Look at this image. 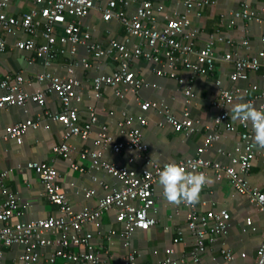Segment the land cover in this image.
<instances>
[{
  "label": "built area",
  "instance_id": "obj_1",
  "mask_svg": "<svg viewBox=\"0 0 264 264\" xmlns=\"http://www.w3.org/2000/svg\"><path fill=\"white\" fill-rule=\"evenodd\" d=\"M38 8L31 9L20 16L10 13L13 0H0V28L6 34L14 35L23 33L28 39H21L15 43V48L33 52L35 59L42 61L47 70L38 71L35 80L40 88L30 93L24 86L29 83L26 77L18 74L15 77L7 76L0 81V111L9 107H25L33 103L43 105L49 94L57 93L61 98L62 110L60 112H46L45 118L53 119L64 127L63 143L55 147L56 155L65 160H70L78 150L70 144L73 137L84 141L92 139L91 148L83 150L81 156L89 158L92 163L104 157L107 149L114 153L126 152L128 165H119L103 162L102 170L117 178L120 189H111L102 196L98 203L91 208L78 210L74 207L62 191L61 177L57 168L42 162H30L27 169L34 171L43 184V195L52 204L59 207V215L46 219H37L23 223L13 224L16 216H22L20 200L16 194L10 193L8 200L0 205V264H3L5 251L3 247L20 246L23 252L12 264H55L57 258L67 259L68 264H100L102 256L95 251L92 244V235H83L87 225H100L104 213L116 209L118 220L124 225L120 237L125 240L127 248L132 233L139 230H150L158 224L156 218V185L159 172L164 165L177 163L191 172L213 171L218 179L227 178L234 189L241 195L249 198L258 211L264 216V191L252 187L246 176L249 174L257 154L264 158V147L254 142V131L250 122L237 120L238 127L229 122L228 107L240 99H247L253 106L264 110V88L249 98L252 87L242 88L238 84L249 80L251 72H262L264 82V18L258 10L244 5L234 12L235 18L246 22H256L262 26V44L255 53L251 51V41L247 37L240 39L224 38L220 34L211 35L205 40L204 45L197 42L203 34L193 26L191 13L201 16L205 6L210 0H184L183 11H173L164 16V22L158 25L157 13L164 14L166 6L163 0H139V6L133 14L124 8L130 5L129 0H32ZM98 8L102 9L103 20H118L125 28L123 40L111 39L105 48L100 42H93L89 34H83L82 27L76 20L91 16ZM76 19V20H74ZM63 34L58 33V29ZM43 43H37V37ZM61 37V38H60ZM70 47L69 53L75 56L80 48L87 53L94 54L98 61L109 58L116 63L115 70L110 74L99 73L94 86L97 90L103 87H117L122 85L124 90L137 93L142 88L149 87V83L139 77L133 69L135 61L144 59L153 63L155 70L161 75L176 77L180 67H186L197 75L209 76L215 73L218 57L217 45L222 43L227 51L219 60L220 63L233 65V72L229 75L231 88H224L222 80H217L219 88L211 100L212 108L220 111L215 124L207 128L209 133L203 146L198 149V154L178 161L160 164L151 156L148 144L143 140L141 127L148 124L144 117H140L139 125L135 126L131 116L122 114L117 123L118 128L125 135V142H115L109 131V125H100L95 137H92L98 117L93 109H89V119L84 124L80 123V112L74 103H80V81L73 77H61L52 73L50 69L57 58L58 42ZM138 43L131 46V41ZM146 42V46L143 43ZM8 48V43L0 36V54ZM251 51V52H250ZM75 59V58H74ZM77 65L76 60L73 61ZM81 64L91 68V64L82 59ZM100 69L99 65H96ZM72 71V69H70ZM255 88V87H254ZM253 88V89H254ZM118 95L122 93L117 90ZM185 107L181 115L177 116L168 109L166 123L175 131L190 136L195 133V122L191 116V104L195 98L194 87L190 85L185 91ZM141 112L151 109V102L139 103ZM113 115V113L111 114ZM39 121L32 119L16 123L7 127L6 137L21 144L26 132L30 128H38ZM225 130L238 133L244 144L243 149L237 148L236 155L231 158L229 165L215 161H208L202 157L203 153L212 148L215 141ZM71 166L79 168L74 162ZM194 166V167H193ZM8 175H0V182ZM102 183V182H101ZM2 187V186H1ZM3 188V187H2ZM94 188L85 190V199L90 200L96 196ZM187 208L186 227L192 233L194 243L192 251L176 258L174 250L159 264H201L203 256L208 249V244L220 247L223 257L232 261L234 255L224 245L222 240L229 235L231 229V215L226 210H209L203 213L199 210L197 202H181ZM247 225H252L248 219ZM59 234L56 239L47 237V234ZM175 243L184 241V230L178 229ZM74 246L81 247L79 252H67L66 249ZM53 249L48 256H43V249ZM135 264L131 256L128 262ZM255 264H264V233L259 245Z\"/></svg>",
  "mask_w": 264,
  "mask_h": 264
},
{
  "label": "crops",
  "instance_id": "obj_2",
  "mask_svg": "<svg viewBox=\"0 0 264 264\" xmlns=\"http://www.w3.org/2000/svg\"><path fill=\"white\" fill-rule=\"evenodd\" d=\"M130 5L124 8L129 14H133L139 6V0H129ZM166 6L164 14L157 13L158 25L164 22L166 14L173 11L184 10V0H163ZM211 3L204 7L201 16L192 12L193 26L203 33L197 42L204 45L211 35L220 34L224 38L240 39L247 37L251 41V51L255 53L262 44L260 38L263 35L262 26L256 22H246L235 18V11L245 4L254 10H258L264 18V0H210ZM38 8L32 0H13L10 13L20 16L31 9ZM76 20V19H74ZM81 25L83 34H89L93 42H100L103 47L108 46L111 39L123 40L126 34L125 28L118 20H103L102 9L98 8L91 16L76 20ZM58 33L64 32L61 28ZM0 36L5 38L8 48L0 54V81L7 76L15 77L22 74L29 81L24 89L30 93L40 88L35 75L38 71L47 70L42 61L35 59L32 52L18 50L15 43L29 37L23 33L14 35L6 34L0 28ZM61 38V37H60ZM37 43H43L41 37H37ZM138 43L136 39L131 41V46ZM146 46V42L143 43ZM58 56L52 67V73L61 77H73L80 81L81 101L74 103L80 112V123L84 124L89 119V109H93L98 117V123L94 127L92 137L100 125H109V131L115 142H125L126 135L118 128L119 117L126 114L132 117L135 126L139 125L140 117H144L148 124L141 127L143 140L148 144L151 156L160 164L170 161H178L198 154V149L204 145L209 133L207 128L215 124L220 111L212 108L211 100L218 92L217 80H222L224 88H231L229 75L233 72V65L220 63L219 60L228 50L225 44H218L216 54L218 63L216 71L209 76L197 75L186 67H180L176 77L161 75L155 70V65L144 59L135 61L133 69L139 77L149 83V87L142 88L137 93L124 90L122 85L117 87L106 86L97 90L94 86L98 74H110L116 68V63L109 58L97 60L94 54L87 53L80 48L75 56L69 53L70 47L62 44L61 39L57 44ZM250 51V52H251ZM75 58V59H74ZM86 59L91 68L86 69L81 60ZM76 60L77 65L73 61ZM96 65L100 66V69ZM72 69V71H70ZM192 85L195 98L191 104V116L195 122L196 131L190 136L175 131L166 123L168 109L177 116L181 115L185 107V91ZM242 88L252 87L249 98L259 93L264 88L262 72H251L249 80L239 82ZM255 87V88H254ZM254 88V89H253ZM117 90L122 93L118 95ZM151 102V109L141 112L139 103ZM247 99H240L228 107L230 113L229 122L235 124L240 130L237 120L231 119V108L235 104L246 103ZM62 110L61 98L57 93L47 96L43 105L30 103L25 107H9L0 111V175L8 172L2 183L0 182V205L8 200L10 193L16 194L20 200L22 216H16L13 224L46 219L59 215V207L48 201L43 195V184L38 175L26 168L30 162H42L57 168L61 177L62 191L70 203L81 210L94 207L99 199L111 189H120L121 184L117 178L110 176L102 170L103 162L119 165H128L127 154L114 153L107 149L104 157L98 164L92 163L89 158H84L81 153L92 146V139L87 141L79 137H73L70 144L76 147L70 160H65L55 154L54 149L60 146L64 139V127L56 120L45 118L46 112H60ZM113 113V115H111ZM32 119L39 121L38 128H30L21 144L6 137V129L16 123ZM214 142L212 148L204 152L202 157L208 161H218L223 165H229L231 158L236 155L237 148L243 149L244 144L238 133L225 130ZM74 162L79 168L71 166ZM206 175L211 183L205 184L199 194L197 205L199 210L205 213L209 210H226L231 215V229L229 235L222 240L224 245L233 253L234 259L227 261L218 246L208 244V249L203 256L201 264H255L259 245L264 233V216L249 198L237 192L229 179H218L213 171L208 170ZM252 187L264 191V158L257 154L253 166L246 176ZM1 180V179H0ZM102 182V183H101ZM3 188H2V187ZM96 189L93 199H85V190ZM156 218L158 224L150 230H135L129 240V246L124 247L125 240L120 237L124 225L118 220L117 210L112 209L106 213L100 225H87L83 235H92V244L102 256L100 264H129L130 257H134L135 264H159L167 258L171 250L176 258L192 251L194 238L187 224V208L182 203H171L163 195V189L159 182L156 185ZM252 220V225H247V220ZM178 229L184 230V241L175 243ZM48 238L56 239L59 234H47ZM83 246H72L67 252H79ZM5 258L3 264H12L23 252L20 246L3 247ZM53 249H43V256L51 254ZM171 256V255H170ZM55 264H68L67 259L59 257Z\"/></svg>",
  "mask_w": 264,
  "mask_h": 264
},
{
  "label": "clouds",
  "instance_id": "obj_3",
  "mask_svg": "<svg viewBox=\"0 0 264 264\" xmlns=\"http://www.w3.org/2000/svg\"><path fill=\"white\" fill-rule=\"evenodd\" d=\"M230 112L232 120L251 123L254 142L264 147V110L246 102L235 104ZM158 182L169 202L195 203L199 200L203 186L211 183V179L204 172L187 171L180 164L169 163L159 172Z\"/></svg>",
  "mask_w": 264,
  "mask_h": 264
}]
</instances>
